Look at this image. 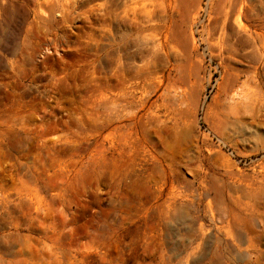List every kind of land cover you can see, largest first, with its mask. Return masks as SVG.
<instances>
[{
  "label": "clouds",
  "instance_id": "9594fccd",
  "mask_svg": "<svg viewBox=\"0 0 264 264\" xmlns=\"http://www.w3.org/2000/svg\"><path fill=\"white\" fill-rule=\"evenodd\" d=\"M0 264H264V0H0Z\"/></svg>",
  "mask_w": 264,
  "mask_h": 264
}]
</instances>
